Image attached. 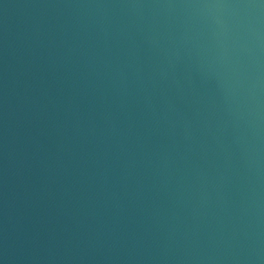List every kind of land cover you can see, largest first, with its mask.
I'll return each mask as SVG.
<instances>
[{
    "label": "water",
    "instance_id": "1",
    "mask_svg": "<svg viewBox=\"0 0 264 264\" xmlns=\"http://www.w3.org/2000/svg\"><path fill=\"white\" fill-rule=\"evenodd\" d=\"M0 264H264V0H0Z\"/></svg>",
    "mask_w": 264,
    "mask_h": 264
}]
</instances>
